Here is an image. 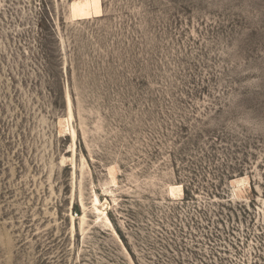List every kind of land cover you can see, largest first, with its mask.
Here are the masks:
<instances>
[{
  "label": "rangeland",
  "instance_id": "374dc122",
  "mask_svg": "<svg viewBox=\"0 0 264 264\" xmlns=\"http://www.w3.org/2000/svg\"><path fill=\"white\" fill-rule=\"evenodd\" d=\"M73 2L0 0V264H264V0Z\"/></svg>",
  "mask_w": 264,
  "mask_h": 264
},
{
  "label": "bare ground",
  "instance_id": "6f19581e",
  "mask_svg": "<svg viewBox=\"0 0 264 264\" xmlns=\"http://www.w3.org/2000/svg\"><path fill=\"white\" fill-rule=\"evenodd\" d=\"M71 9V13H73V15L78 18L90 17L91 15H98L102 11L101 0H74L71 5ZM70 115H72V112H70ZM73 135H75L74 130ZM96 200L97 202H99L98 198H96Z\"/></svg>",
  "mask_w": 264,
  "mask_h": 264
}]
</instances>
